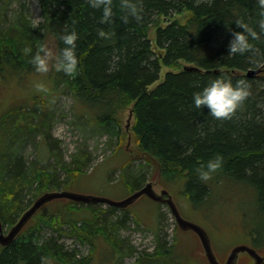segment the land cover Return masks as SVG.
<instances>
[{
    "label": "trees",
    "instance_id": "1",
    "mask_svg": "<svg viewBox=\"0 0 264 264\" xmlns=\"http://www.w3.org/2000/svg\"><path fill=\"white\" fill-rule=\"evenodd\" d=\"M37 1L43 18L38 25L28 12L27 1L0 0V88L11 79L36 72L30 56L23 52L26 46L30 45L34 54L50 35L60 48L59 37L75 30L79 34L78 72L75 77L55 72L54 90L62 86L73 99V120L68 124L85 138H106L109 147L116 142V150L125 140L123 116L132 106L133 137L146 157L145 165L159 172L161 184L168 188L184 182V193L196 207L221 208L226 193L245 192L247 196L236 203L239 219L244 212L249 243L264 253L261 0H137L140 19L129 17L127 23L120 0H112L113 16L107 23L101 22L103 8L93 7L90 0ZM184 14L183 20L157 28L154 51L149 29L160 17ZM238 20L256 36L249 37L252 47L248 51L229 55L231 30H243L237 26ZM182 62L191 67L168 72L156 85L164 67L179 70ZM257 69L262 72L247 75ZM221 74L233 82L248 80L251 94L235 114L218 119L207 108H197L193 96ZM57 105L39 95L9 105L0 100V215L5 227L17 223L32 198L67 190L98 159L81 145L71 160L66 158L63 142L52 133L57 117L60 121L66 117L58 114ZM41 147L49 151L47 157ZM29 148L36 151L33 159L26 155ZM217 154L223 155L222 167L210 180L201 181L197 169ZM129 162L124 168L127 175L142 173L140 189L147 182L146 167L132 172ZM64 204L63 212L60 206ZM105 206L61 199L55 209L59 213L46 215L30 234H24L25 227L11 245H0V264H41L43 256L63 264H89L93 255L79 257L78 249L67 248L65 238L93 249L100 239L107 241L118 256L115 264L129 257L135 258L132 264H184L185 260L174 259L176 244L170 245L163 226L154 234L153 249L139 252L123 233L132 229V222L141 230V221L130 208ZM37 215L40 212L33 218ZM164 216L161 214L160 225ZM45 227L53 232L50 236L42 235Z\"/></svg>",
    "mask_w": 264,
    "mask_h": 264
},
{
    "label": "rangeland",
    "instance_id": "2",
    "mask_svg": "<svg viewBox=\"0 0 264 264\" xmlns=\"http://www.w3.org/2000/svg\"><path fill=\"white\" fill-rule=\"evenodd\" d=\"M25 1H27L29 8L28 12L32 20L36 25L40 24L43 18L41 16V9L38 1ZM184 17L185 14L178 15L174 18L160 17L158 19V24L149 29L148 35L153 44L154 51H156L157 28L160 26L165 27L176 19L183 20ZM46 41L49 42L50 46L58 48L57 42L52 36L48 35ZM180 66L179 70L164 67L161 79L156 85L164 80L168 72L176 73L184 68L191 67V65L184 62H182ZM55 72L54 69L47 74L34 72L22 78L11 79L9 83L0 88V100L9 105L19 101H26L33 96L39 95L49 99L51 102H57V107L59 108L58 114L62 112L66 114V117L63 121H60V117H57V120L52 126V133L54 138L61 139L63 142L61 149L66 153V158L71 160V154L80 145L93 152V154L98 157L90 169L80 173L77 179L67 187V191L87 196L104 197L113 201H123L129 198L139 189L142 181V173L137 171L145 165L146 159L144 153H142L136 145L135 138L133 137L132 128L135 122L132 114L133 107H129L123 116V129L126 136L121 148L114 149L116 142H113L110 148L109 145L106 144V138H100L99 140L85 138L79 134L78 130L68 124L69 121L73 120V99L66 91H63L62 86H60L59 91L54 90ZM38 82H44L49 87L50 92L44 93L39 91L36 87ZM84 141H86V144H83ZM41 148L43 150V157H47L49 151L46 148L44 149V147ZM26 155L29 156L30 159H33L36 156V151L33 148H29ZM128 162L130 163L128 169L132 172H137L131 177L127 175V170H124ZM145 167L147 182H145L144 185L148 182H152L158 193L163 189L171 193L182 217L200 225L208 232L214 252L220 262H226L233 247L240 244L251 245L246 235L247 227L243 220L245 214L242 212V216L240 215L239 219V213L237 212L238 204L236 205L239 199L242 200L244 199V195L247 196L245 192L241 190H232V192L226 193L225 198L221 202V208L220 206L212 207L211 205L196 207L184 193V182H179L178 184L165 188L160 182L159 172L153 167H147L146 165ZM144 185H142V187ZM234 195L237 197H234ZM36 200L37 198H32V202L29 206ZM59 202L60 200H54L44 205L39 211L40 216L37 215L28 223L24 234H30L37 229L46 215L59 213V211L55 213L57 206H59ZM63 207L66 208L65 204L64 206H60L64 212ZM240 207L241 206H239V208ZM129 208L134 213V216L141 221V230L135 229L136 225L132 222V229L123 233L129 245L135 246L139 252L146 249H153L154 234L160 226H163V232L168 235L170 245L176 244V257L174 256V259H183L185 260L184 264L186 261V264L191 261H195L198 264H209L199 237L192 231L186 232L177 229L178 225L176 220L166 205L159 204L149 197L143 196ZM161 214L165 216L164 221L160 225ZM13 226H6L5 233H8ZM52 233L53 232L46 227L42 231V235L45 237L50 236ZM63 241L66 243L68 249H78L79 257H88L92 254L93 257L91 255L92 260L89 264H115L117 261L118 256L113 252L111 244L103 239H100L94 249L93 247L91 248L89 244L83 245L76 243L73 238H65ZM261 254L264 255V253ZM134 261L135 258L129 257L125 258L122 264H132ZM54 264L63 263L54 261ZM238 264H254V260L246 254H241Z\"/></svg>",
    "mask_w": 264,
    "mask_h": 264
},
{
    "label": "clouds",
    "instance_id": "3",
    "mask_svg": "<svg viewBox=\"0 0 264 264\" xmlns=\"http://www.w3.org/2000/svg\"><path fill=\"white\" fill-rule=\"evenodd\" d=\"M93 7L103 8L101 17L102 23H107L113 16L112 0H90ZM122 8L127 12L123 17L127 23L129 17L140 19L141 8L137 0H120ZM264 4V0H261ZM237 26L242 31H232V39L229 44V55L245 53L252 44L249 37H255L246 23L238 20ZM59 39L63 46L56 48L50 46L48 41L41 42L33 54V48L29 45L23 52L30 56V62L35 71L40 74H47L51 70L62 72L69 77H75L79 68L78 39L79 34L75 30L64 32ZM36 87L39 91L48 93L49 87L44 82H38ZM251 94V84L246 79H239L235 82L229 76L223 74L211 79L206 86L194 93L193 102L197 108H207L209 113L218 118H229ZM223 155L217 154L202 164L197 172L201 181H208L213 174L223 165ZM41 264H54V258L50 256L41 257Z\"/></svg>",
    "mask_w": 264,
    "mask_h": 264
},
{
    "label": "water",
    "instance_id": "4",
    "mask_svg": "<svg viewBox=\"0 0 264 264\" xmlns=\"http://www.w3.org/2000/svg\"><path fill=\"white\" fill-rule=\"evenodd\" d=\"M262 72V69L251 70L247 73L249 77L258 75ZM147 196L151 200L166 205L173 217L176 220L178 227L182 231H192L200 239L205 255L209 264H238L241 254L249 255L254 264H264V256L260 254L257 249L247 244H240L232 248L225 263L218 260L212 245L211 238L208 232L200 225L186 220L182 217L173 196L171 193L163 189L160 193L155 190L152 182L146 183L142 188L134 192L129 198L123 201H113L104 197L87 196L82 194L73 193L67 190L49 191L41 195L18 219L17 223L11 228L8 233H5V226L0 215V245L3 247L11 245L18 237L21 231L27 226L31 219L40 211V209L54 201V200H70L76 203L85 205L90 204H103L110 207H116L119 209H127L138 201L141 197Z\"/></svg>",
    "mask_w": 264,
    "mask_h": 264
}]
</instances>
